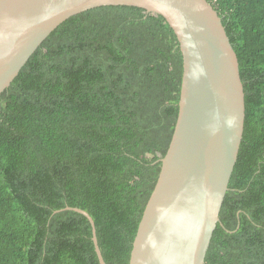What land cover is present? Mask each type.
I'll return each instance as SVG.
<instances>
[{
    "label": "trees",
    "instance_id": "1",
    "mask_svg": "<svg viewBox=\"0 0 264 264\" xmlns=\"http://www.w3.org/2000/svg\"><path fill=\"white\" fill-rule=\"evenodd\" d=\"M237 52L244 138L205 264H264V0H208ZM183 57L161 15L78 14L0 97V264H130L179 114Z\"/></svg>",
    "mask_w": 264,
    "mask_h": 264
},
{
    "label": "water",
    "instance_id": "2",
    "mask_svg": "<svg viewBox=\"0 0 264 264\" xmlns=\"http://www.w3.org/2000/svg\"><path fill=\"white\" fill-rule=\"evenodd\" d=\"M129 6L163 16L183 57L179 114L130 264H205L244 138L246 94L223 20L208 0H0V97L62 24ZM93 242L105 262L91 215Z\"/></svg>",
    "mask_w": 264,
    "mask_h": 264
}]
</instances>
